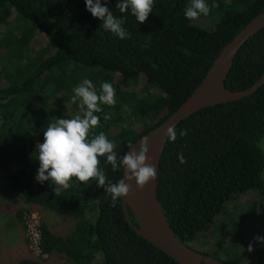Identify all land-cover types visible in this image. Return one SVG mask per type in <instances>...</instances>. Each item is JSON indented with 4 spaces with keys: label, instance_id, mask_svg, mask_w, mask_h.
Returning a JSON list of instances; mask_svg holds the SVG:
<instances>
[{
    "label": "trees",
    "instance_id": "1",
    "mask_svg": "<svg viewBox=\"0 0 264 264\" xmlns=\"http://www.w3.org/2000/svg\"><path fill=\"white\" fill-rule=\"evenodd\" d=\"M117 2L107 0L106 6L124 19L127 39L105 30L86 10L85 0H0V169L31 209L75 220L72 231L63 234L42 216L43 254H58L73 264H180L134 231L122 198L111 206L110 195L96 181L73 178L58 192L52 181L36 182V144L56 118L82 114L71 97L83 79L99 88L107 81L115 88L116 103L101 105L100 124L89 138L103 132L122 157L129 143L164 122L193 93L221 49L264 10V0H206L210 14L198 20L184 15L190 0H154L143 24L130 9L121 13ZM208 17L215 20L212 28L201 23ZM263 74L264 28L238 52L226 88L247 89ZM141 78L154 91H131ZM182 129L187 130L183 137ZM176 130V141L166 142L161 158L158 196L178 237L192 247L200 235L218 233L228 204L245 205L250 192L264 200V85L240 100L190 115ZM180 153L186 163L177 159ZM99 167L112 182L123 178V170L113 172L106 157H100ZM129 213L137 224L130 208ZM203 253L243 264L236 252L228 258ZM250 253L264 264V252ZM18 264L45 260L23 258Z\"/></svg>",
    "mask_w": 264,
    "mask_h": 264
},
{
    "label": "clouds",
    "instance_id": "2",
    "mask_svg": "<svg viewBox=\"0 0 264 264\" xmlns=\"http://www.w3.org/2000/svg\"><path fill=\"white\" fill-rule=\"evenodd\" d=\"M106 4L107 0H104V3L102 0H85L86 10L102 22L105 30L120 39L130 38V34L122 26L125 23L124 19L116 17ZM116 7L121 13L130 9L138 23L143 24L153 11L154 0H118ZM210 11L206 0H190L185 7L184 15L189 20H198L201 16H208ZM73 93L72 103L79 102L82 114H77L73 118H56L54 122L48 124L43 132V142L36 144L39 168L34 179L40 184L52 181L58 186L54 190L56 192L61 187L69 188L73 178L84 184L96 181L97 187H102L104 192L110 195L111 206L115 207L120 198L130 193L131 185L126 181L135 180L137 188L143 189L157 177V168L149 162L147 155L148 137H144L140 142L139 151L134 144L129 143L127 146L129 151L122 157L118 156L114 151V144L103 132L89 138L91 130L100 124V117L96 113L103 111L101 105L114 106L116 103L112 83L101 82L97 92L92 81L85 78L73 89ZM104 119L107 120L108 116L105 115ZM164 135L167 141L175 142L176 127L168 126ZM179 135L181 137L187 135V130H180ZM100 157H106L113 172L122 169L123 178L116 182L108 180L99 167ZM177 159L181 164L186 163L182 153L178 154ZM257 212L259 214V209ZM254 240L264 243V236H256ZM248 251H253L251 243Z\"/></svg>",
    "mask_w": 264,
    "mask_h": 264
},
{
    "label": "water",
    "instance_id": "3",
    "mask_svg": "<svg viewBox=\"0 0 264 264\" xmlns=\"http://www.w3.org/2000/svg\"><path fill=\"white\" fill-rule=\"evenodd\" d=\"M263 28L264 10L253 17L221 49L203 80L179 108L164 122L141 136L134 143V147L139 151L140 142L144 137H148L149 151L147 155L149 162L157 168V176L167 142L164 133L168 126L177 127L187 117L204 108L240 100L264 85L263 74L257 82L247 89L238 91L226 88V79L238 52L252 36ZM126 183L131 185V190L127 196L122 198V205L126 221L134 231L180 264H226L216 257L190 247L178 237L162 209L158 196L157 177L155 181L146 184L143 189L137 188L135 180L126 181ZM129 208L136 218L137 224L133 222Z\"/></svg>",
    "mask_w": 264,
    "mask_h": 264
},
{
    "label": "rangeland",
    "instance_id": "4",
    "mask_svg": "<svg viewBox=\"0 0 264 264\" xmlns=\"http://www.w3.org/2000/svg\"><path fill=\"white\" fill-rule=\"evenodd\" d=\"M216 20L220 17H214ZM203 26L212 28L215 20L208 17ZM39 45L45 39L40 34ZM99 92V87H95ZM130 90L138 94L149 93L154 89H147L144 78L139 83L130 87ZM71 107L70 103L67 107ZM118 128H116L117 130ZM244 204L227 205L223 217L218 224V233L211 236L200 235L197 240L191 242V246L197 250L210 253L214 256L228 258V254L237 253L243 258V264H257L254 254L248 251V246L253 245V251L264 252V243L254 240L256 236H264V200L261 202L259 193L250 192L244 196ZM261 202V203H260ZM259 209V214L257 210ZM22 214V217L19 214ZM56 231L68 234L75 225L73 218L45 211L43 214L29 207L20 196L9 187L5 173L0 169V264H18L23 258L41 257L45 264H73L67 257L54 254H43L40 248V240L34 233L41 234L42 216ZM208 234V233H207ZM211 234V233H209ZM231 258V257H230ZM231 260V259H230Z\"/></svg>",
    "mask_w": 264,
    "mask_h": 264
},
{
    "label": "built area",
    "instance_id": "5",
    "mask_svg": "<svg viewBox=\"0 0 264 264\" xmlns=\"http://www.w3.org/2000/svg\"><path fill=\"white\" fill-rule=\"evenodd\" d=\"M34 235H35L36 239H39V240H40V236H41V234H40V233H38V232H35V233H34Z\"/></svg>",
    "mask_w": 264,
    "mask_h": 264
}]
</instances>
